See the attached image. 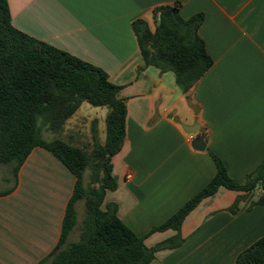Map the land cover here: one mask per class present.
<instances>
[{
    "label": "crops",
    "instance_id": "crops-1",
    "mask_svg": "<svg viewBox=\"0 0 264 264\" xmlns=\"http://www.w3.org/2000/svg\"><path fill=\"white\" fill-rule=\"evenodd\" d=\"M8 4L16 29L102 69L121 87L126 136L112 158L116 189L106 193L102 209L116 204L118 218L148 248L178 234L152 230L213 180L217 167L212 154L240 184L264 161V0ZM167 6H178L184 20L204 16L199 35L213 65L188 93L177 86L172 72L140 70L143 59L132 23L143 19L154 31L155 10ZM77 112L66 122L61 139L90 148L96 121L103 144L101 120L76 118ZM194 125L204 130V150L192 144L200 133L189 135L183 129ZM75 185V175L42 147L31 151L16 175L0 172V264H38L54 252ZM261 194V188L245 193L221 187L185 218L183 244L157 251L150 264H236L242 252L264 237ZM237 199L238 209L232 212ZM75 208L77 225L67 244L79 240L85 216L77 203Z\"/></svg>",
    "mask_w": 264,
    "mask_h": 264
},
{
    "label": "trees",
    "instance_id": "trees-1",
    "mask_svg": "<svg viewBox=\"0 0 264 264\" xmlns=\"http://www.w3.org/2000/svg\"><path fill=\"white\" fill-rule=\"evenodd\" d=\"M155 17L154 31L143 19L132 23L143 59L140 70L154 67L162 73L172 72L177 86L188 93L213 65L199 35L204 16L197 14L184 20L178 6H167L157 8ZM120 91L121 87L112 84L102 69L16 29L8 0H0V165L12 166L16 175L31 151L42 147L76 177L60 242L38 264H150L157 251L183 244L180 230L185 218L221 187L245 193L261 188L258 202L264 205V161L240 184L212 154L217 167L213 180L163 225L152 230L172 229L178 234L148 248L144 238L118 218L116 204L102 209L106 193L116 189L112 158L121 151L126 136L127 110ZM84 102L109 109L103 144L98 141L96 121L92 124L90 148L75 147L61 137L44 139L45 131L62 134L66 122ZM87 169L91 175L86 185ZM80 200L85 201L80 238L67 244L69 233L77 225L75 205ZM239 201L232 206V212L238 209ZM236 264H264V237L242 252Z\"/></svg>",
    "mask_w": 264,
    "mask_h": 264
},
{
    "label": "rangeland",
    "instance_id": "rangeland-1",
    "mask_svg": "<svg viewBox=\"0 0 264 264\" xmlns=\"http://www.w3.org/2000/svg\"><path fill=\"white\" fill-rule=\"evenodd\" d=\"M156 24V17L154 21V26ZM81 109L77 112L76 118H84V117H93L96 116L101 120V137H103V140L105 139V129H106V121L105 117L106 114L108 113V109L106 107H93L89 105L88 103H83L81 105ZM68 134V133H66ZM63 136V133L60 134L59 136L54 135L51 132L45 131L43 133V137L45 140L49 141L52 140L55 137H61ZM90 146V145H89ZM0 172L2 174H9L10 176H13L14 170L12 166L9 165H0ZM90 175H91V170L87 169L84 175V183L87 185L90 181ZM78 209L80 210V213L82 214V217L85 215V201L80 200L77 202Z\"/></svg>",
    "mask_w": 264,
    "mask_h": 264
},
{
    "label": "water",
    "instance_id": "water-1",
    "mask_svg": "<svg viewBox=\"0 0 264 264\" xmlns=\"http://www.w3.org/2000/svg\"><path fill=\"white\" fill-rule=\"evenodd\" d=\"M184 131L187 134L196 135L200 133V136L195 138L192 142L193 147L198 150H204L205 148V141H204V130L200 128L198 125L194 126H183Z\"/></svg>",
    "mask_w": 264,
    "mask_h": 264
},
{
    "label": "built area",
    "instance_id": "built-area-1",
    "mask_svg": "<svg viewBox=\"0 0 264 264\" xmlns=\"http://www.w3.org/2000/svg\"><path fill=\"white\" fill-rule=\"evenodd\" d=\"M189 135H191V134H189ZM130 178H131V176L129 175V176H128V179H130Z\"/></svg>",
    "mask_w": 264,
    "mask_h": 264
}]
</instances>
